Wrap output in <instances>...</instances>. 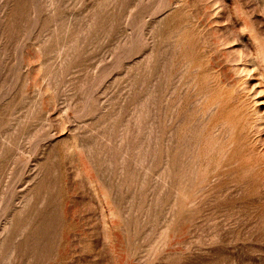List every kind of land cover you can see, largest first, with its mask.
Here are the masks:
<instances>
[{
    "label": "rangeland",
    "instance_id": "rangeland-1",
    "mask_svg": "<svg viewBox=\"0 0 264 264\" xmlns=\"http://www.w3.org/2000/svg\"><path fill=\"white\" fill-rule=\"evenodd\" d=\"M0 264H264V0H0Z\"/></svg>",
    "mask_w": 264,
    "mask_h": 264
}]
</instances>
